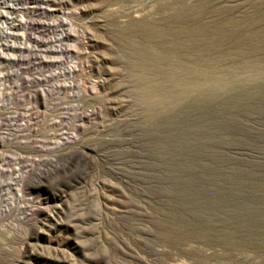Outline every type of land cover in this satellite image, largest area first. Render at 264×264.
Wrapping results in <instances>:
<instances>
[{
	"label": "rangeland",
	"instance_id": "rangeland-1",
	"mask_svg": "<svg viewBox=\"0 0 264 264\" xmlns=\"http://www.w3.org/2000/svg\"><path fill=\"white\" fill-rule=\"evenodd\" d=\"M197 1L0 0V264H264V80L138 93L127 26Z\"/></svg>",
	"mask_w": 264,
	"mask_h": 264
},
{
	"label": "bare ground",
	"instance_id": "bare-ground-1",
	"mask_svg": "<svg viewBox=\"0 0 264 264\" xmlns=\"http://www.w3.org/2000/svg\"><path fill=\"white\" fill-rule=\"evenodd\" d=\"M191 7L180 4L164 18L134 21L126 28L131 42L130 61L138 93L148 110L147 118H155L161 109L171 111L180 104L188 105L191 92L203 88L222 90L245 78L264 80V64L257 61L264 54V0L249 3V10L237 17L233 14L235 6L211 10L204 7L194 13L191 10L195 7ZM230 60L227 67L222 66Z\"/></svg>",
	"mask_w": 264,
	"mask_h": 264
}]
</instances>
